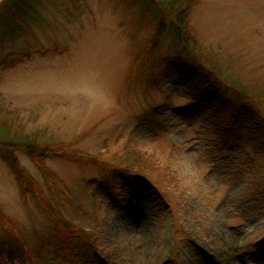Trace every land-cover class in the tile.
<instances>
[{
  "label": "rangeland",
  "instance_id": "1",
  "mask_svg": "<svg viewBox=\"0 0 264 264\" xmlns=\"http://www.w3.org/2000/svg\"><path fill=\"white\" fill-rule=\"evenodd\" d=\"M28 1L31 32L0 48L9 59L31 52L0 71V143H69L72 152L45 160L52 179L19 157L85 237L51 235L40 202H22L0 159V209L15 223L0 225L7 248L18 249L15 231L41 264H264V99L261 111L253 100L264 97V0H200L192 10L197 51L231 82L216 96L190 92L213 89L212 75L174 56L168 34L146 85L130 82L134 49H147L157 21L136 24L122 0ZM171 1L159 0L175 14L185 5ZM236 89L242 127L225 139L220 119L235 113Z\"/></svg>",
  "mask_w": 264,
  "mask_h": 264
},
{
  "label": "trees",
  "instance_id": "2",
  "mask_svg": "<svg viewBox=\"0 0 264 264\" xmlns=\"http://www.w3.org/2000/svg\"><path fill=\"white\" fill-rule=\"evenodd\" d=\"M10 1V0H9ZM9 1L0 8L1 10H4V13L1 14V16H7L8 17H13L12 20H5L3 22V29L2 32L0 33V46H5L9 44L12 41H15L18 39L19 35H22V32H18L20 30L24 23L23 17H25L29 10L24 9L23 7L26 6V2L22 1L21 4H17V0H13V3L9 4ZM175 1L177 5H179V2H182L184 5L183 8H179L178 12L175 14L173 13L170 9H164L159 0H157V7L152 11V17L156 19L157 21V27H156V35L151 42V44L148 46L149 53H151L159 43V37L168 32L172 36V45L177 48L180 52L186 53V54H192L197 59V63L204 68H206L209 72H211L214 76L215 79H218L219 75V69L214 64H209L206 62V58L203 57L199 52L197 51V48L199 47L200 49L201 44L195 39L194 33L192 31V25H191V10L193 6L199 1V0H172L171 2ZM22 55L18 57H12L10 60L5 59V58H0V67L5 68V67H12L15 64L19 63L21 61ZM206 59V60H205ZM142 60V56L138 57L137 59V65L136 68H139V63ZM154 60L152 57H148L147 60L144 63V66L147 67L150 63H152ZM224 82L231 84L230 81H227L225 79L222 83L225 84ZM227 86V84H225ZM240 90V89H238ZM264 97L259 96L253 97V100L257 104V110H262L260 101H263ZM238 101V100H237ZM253 118H251L252 120ZM260 141V137H259ZM258 141V142H259ZM3 144L8 145L9 147L16 146L15 143L12 141L10 142H5ZM38 146L34 143L28 144L26 146L27 150H37L35 147ZM52 147H54L53 144H44V145H39L38 149L41 152H51ZM14 155V153L12 154ZM11 156H7L9 159ZM13 161H15L16 166L18 168L19 174H20V183L23 188L22 193L24 199H26L28 193H32L34 196H36L43 204V207L45 211L47 212L51 222H52V228L55 229L56 231L58 230H63L64 233L63 235H67L71 232L79 230L77 226H73L66 222L64 220V217L62 214L53 206L47 195L45 194L43 188L39 184V182L33 178L26 170L21 168L18 163H17V158L13 157L11 158ZM137 163V162H136ZM0 222L3 223L6 228L8 226H12V222L8 220L6 217L3 216V214L0 211ZM72 230V231H69ZM13 231V230H12ZM81 231V230H80ZM13 234L17 237V243H18V249L14 252H11V254H22L26 255L25 249L27 247L22 243L23 239L22 237L18 234V232L13 231ZM21 238V240H20ZM27 256V255H26ZM31 259L35 260L33 257Z\"/></svg>",
  "mask_w": 264,
  "mask_h": 264
}]
</instances>
